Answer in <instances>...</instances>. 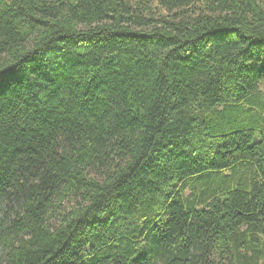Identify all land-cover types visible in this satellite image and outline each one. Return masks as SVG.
<instances>
[{
    "label": "trees",
    "instance_id": "obj_1",
    "mask_svg": "<svg viewBox=\"0 0 264 264\" xmlns=\"http://www.w3.org/2000/svg\"><path fill=\"white\" fill-rule=\"evenodd\" d=\"M0 264H264V0H0Z\"/></svg>",
    "mask_w": 264,
    "mask_h": 264
}]
</instances>
